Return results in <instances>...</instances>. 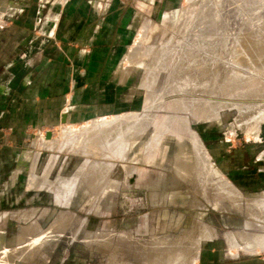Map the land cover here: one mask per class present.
Instances as JSON below:
<instances>
[{
  "label": "rangeland",
  "instance_id": "obj_1",
  "mask_svg": "<svg viewBox=\"0 0 264 264\" xmlns=\"http://www.w3.org/2000/svg\"><path fill=\"white\" fill-rule=\"evenodd\" d=\"M127 2L132 22L125 64L130 71L122 91L129 101L113 110L129 114L123 121L134 120L132 125L139 123L143 131L130 126L129 135L123 131L114 136L116 142L106 143L102 126L94 121L58 126L49 129L59 140L64 130H77L58 148H49L44 128L23 135L0 129V213L25 211L28 219L36 211L31 208L49 210L42 215L40 209L34 220L53 236L35 256L27 250L26 264H108L111 251L125 255L129 264H142L140 246L153 237L177 235L195 221L212 234L193 247L197 260L192 264H264V249L250 251L239 235L230 238L241 231L264 235V0ZM155 71L160 81L152 80ZM145 78L149 86H143ZM87 139L97 143H91L93 151L76 150L85 148L81 143ZM194 140L211 169L206 194L207 188L197 190L176 167L178 154L199 159ZM95 147L114 148L115 155L122 149L127 159L101 155ZM110 159L115 166L105 177ZM95 163L105 165L106 172L95 173ZM79 171L91 195L83 198L84 191H78L68 205L57 204L53 192ZM31 179L53 189H39ZM225 183L239 193L238 207L213 199V186ZM154 195L159 196L155 202ZM65 211L71 218L57 233L52 227ZM26 224L16 216L0 220V255L14 248L8 242ZM32 234L27 231L26 238ZM92 236L99 243H87Z\"/></svg>",
  "mask_w": 264,
  "mask_h": 264
},
{
  "label": "crops",
  "instance_id": "obj_2",
  "mask_svg": "<svg viewBox=\"0 0 264 264\" xmlns=\"http://www.w3.org/2000/svg\"><path fill=\"white\" fill-rule=\"evenodd\" d=\"M129 9L127 0H0V129L10 135H23L27 129L44 128L46 137L49 128L83 126L88 125L89 121H94L96 127L102 126L107 138L106 143H114L116 142L114 136L122 135L123 131L129 135L130 126L138 127L139 123L132 125L136 122L134 120L131 124L127 123L128 120L123 121L129 114L124 115L113 110L115 104L127 106L129 101L128 93L122 91L128 82L130 71L125 64L129 62L128 39L132 22L129 19ZM135 114L137 118L133 117V119H138V114ZM119 119L122 121L115 123ZM143 120L144 117L141 121ZM107 124L109 126L106 127ZM114 125L118 126L114 127ZM139 127L138 130L143 131V126ZM125 144L127 147L124 150L127 151L129 143ZM120 159H127L126 152ZM112 160H108L111 165L108 166L105 177L109 176V172L115 166ZM198 163H201L200 166ZM198 163L196 168L200 167L198 169L200 177L204 176L201 179L206 181H201L203 187H198L201 184L197 176L194 178H197L198 183L194 182L196 179L192 180L182 176L179 171L178 173L182 178H188L187 180L193 182L195 186L198 184L196 186L198 190L202 189L204 192L207 188L209 192V175L207 176L211 173L209 161ZM132 170L133 168H127L128 172ZM15 178V175L12 176L10 181ZM30 182L35 183V187L39 185V189L44 188L42 186L44 183L47 184L42 179L38 181L31 179ZM207 191L205 190L204 194ZM53 193L55 202L59 204L60 202L56 200V192ZM91 193L89 188L84 192L83 198L89 197ZM77 194L78 192L75 193L73 200ZM216 195L213 199L220 200L221 205H224L225 197L221 198L219 192ZM95 198L99 199L100 195H96ZM153 198L155 202L159 196L154 195ZM31 209L36 210L33 213L34 218L32 216L26 220L23 218L25 211L0 213V220L9 215L16 216L19 220L24 219L27 223L21 228L20 235L8 242L14 248L0 255V264L28 263L30 260L27 257L17 258L13 256V251L21 249L17 253H27L31 246L34 248L38 245L30 244L32 237L47 231L44 228H37L40 224L35 223L34 219L40 209L42 215L47 214L49 210ZM197 224L198 221H195L194 226L196 227ZM58 229L59 227L56 226L57 233L62 230L58 231ZM27 231L33 233L31 238H26L30 236H26ZM186 231L187 229H183L181 233ZM179 234L180 232L174 235L173 239ZM167 237H153L150 243L140 246L138 248L140 263L143 264L145 258L157 255L168 248H177L185 252V255L189 254L186 257L179 256L180 264L181 258L184 262L189 260V263H195L197 257H193L191 250L201 239H194L198 242L191 239L184 241L182 245H174L172 236ZM90 241L97 240H86L89 244ZM45 242H41L38 247L43 246ZM120 255L118 257L125 261V255ZM128 261L132 262L127 259L126 262Z\"/></svg>",
  "mask_w": 264,
  "mask_h": 264
},
{
  "label": "bare ground",
  "instance_id": "obj_3",
  "mask_svg": "<svg viewBox=\"0 0 264 264\" xmlns=\"http://www.w3.org/2000/svg\"><path fill=\"white\" fill-rule=\"evenodd\" d=\"M260 46H258V48H259ZM264 52V51H263ZM249 56V55H248ZM159 64V66H160V63H158ZM154 66H155V64H153ZM156 67V66H155ZM160 68V67H159ZM158 69V68H157ZM151 71V70H150ZM153 74V76H152V80L153 79H155V78H159V81L161 80V76L159 77V75H158V73H157V71H155V73H152ZM236 75V74H235ZM239 76V75H238ZM148 79V78H147ZM147 81H149V80H147ZM149 83H146V78H145V80H144V86L146 85H148ZM150 85V84H149ZM148 85V86H149ZM152 85H154V83L152 84ZM151 85V86H152ZM150 86V87H151ZM159 97H160V95H159ZM161 98V97H160ZM159 99V98H158ZM257 118H258V116L256 117V119H254V121L256 120V122L258 121L257 120ZM259 118H260V116H259ZM260 121H261V119H259ZM263 120V119H262ZM106 121H102V123H105ZM259 123V122H258ZM257 124V123H256ZM138 126V125H137ZM140 128V127H139ZM141 128H142V126H141ZM76 130H77V128L76 129H66V130H64L63 132H62V134H61V139L62 140H59V139H56V138H52V137H49V138H46V140H45V145L47 146V147H49V148H58V146H60V143L65 139V140H68V139H66L67 137H72L73 136V134L74 133H76ZM140 130V129H139ZM256 132H257V130H255ZM112 134V133H111ZM89 137V136H88ZM157 138V137H156ZM65 140H64V142H65ZM89 140H92V141H89ZM156 140V139H155ZM67 142V141H66ZM72 142V141H71ZM95 142V141H94ZM91 143H93V139H87V140H85V141H83L82 143H81V146H84L85 148H83L82 149V147H78V149H76V150H80V151H85V153L86 152H90L91 153V151H93V148H92V144ZM43 144V145H44ZM198 144L200 145V143H197V140H194V145H195V148L197 149L196 151L198 152H196V156L199 158V159H197L195 156L193 157V159H192V157H189V158H186V157H184L182 154H178L177 156H176V165H177V169H178V171H179V173L182 175V176H185V177H188L189 179H196L194 182H196V181H198L199 180V184H201V185H199L198 187L200 188V186H202L203 187V185H202V183H201V181H205L204 179H201V178H204V176L203 177H200V174H196V173H198V172H196L195 170H196V165H197V163L198 162H203L204 161V158H202L201 159V148L198 146ZM44 145V146H45ZM88 146V147H87ZM125 148V147H124ZM95 149H96V151L98 152V153H100L101 155H109V156H116V157H119V158H121V151L119 150V152H117L118 154L117 155H115L114 153H112V151H115V149L113 148V149H111V150H105V149H103V148H101V147H95ZM117 149V148H116ZM124 150V149H123ZM110 151V152H109ZM123 156H124V153H123ZM203 157V156H202ZM123 158V157H122ZM87 162V161H86ZM206 162V161H205ZM201 164V163H200ZM200 164L198 163V165L200 166ZM88 165V164H87ZM202 167V166H201ZM198 169H200V167H198ZM93 170L95 171V173H104V172H106V167H105V165H101L100 163H98V164H94L93 165ZM102 171V172H101ZM208 172H206V174H207ZM203 174V173H202ZM84 174H83V171L81 172V171H79L78 173H76L72 178H68L67 180H61L60 182H61V184H63V186L60 188V187H58V189L56 188V197H57V199L56 200H58V202H61V204H66V205H68L69 203H70V200H73L74 199V195H75V193H77L78 191H84V192H86V191H88L89 189H87V188H85V187H83V183H85V182H87L85 179H84ZM197 176V178H198V180H197V178H194V177H196ZM199 176V177H198ZM188 178H186V179H188ZM206 182V181H205ZM205 182H203V183H205ZM193 183V182H192ZM196 183H198V182H196ZM221 183V182H220ZM216 184V183H215ZM50 185V184H49ZM48 184H46V183H44L42 186L43 187H47L49 190L52 188L53 189V187L50 185L49 186ZM85 185V184H84ZM198 185V184H197ZM196 185V186H197ZM217 186V185H216ZM196 188V187H195ZM215 188H217L216 190H218L216 193H220V195L222 196L221 198H223V197H225V199L226 200H228L229 202H225V204L227 203H230V206H234V207H236V205H237V207L240 205V195H239V193L237 194V192L235 191V190H233V188L231 187V185L230 184H227V183H225V184H222V185H220V184H218V186L217 187H215ZM214 188V189H215ZM51 189V190H52ZM198 190V189H197ZM202 190V189H201ZM207 190V189H206ZM209 190V189H208ZM203 192V191H202ZM208 192V191H207ZM214 192V191H213ZM209 193V192H208ZM221 193H223V194H221ZM216 196H218V195H216ZM215 196V197H216ZM219 197V196H218ZM217 197V198H218ZM242 197V196H241ZM76 199V198H75ZM219 199H220V197H219ZM216 200V199H215ZM221 200V199H220ZM218 201V205L221 203V201ZM262 202V204L264 205V201H261ZM231 207V208H232ZM233 207V208H234ZM62 217H61V219L60 218H58L57 219V221H55L56 222V224H57V227H59V229H62V227H65L66 225H67V220H69L71 217V215L67 212V211H65V212H61V214H60ZM70 217V218H69ZM72 217H73V214H72ZM25 219V218H24ZM26 220V219H25ZM55 222H54V224H55ZM86 222V220H82L81 221V226H83V224ZM199 223H198V225L195 227L194 225L191 227L192 228V230H191V228H185V229H187V231L185 232V233H181V231H180V234L178 235V236H176V237H174V239H173V236H172V244H181V243H183L184 241H187V240H191L192 239V241L194 240V239H197V240H200V239H202L203 237H208V236H211L210 234H212V232H211V230H210V228H206L205 229V226H203V225H200V221H198ZM79 225V226H80ZM56 226V225H55ZM55 226L54 227H52L53 229L55 228ZM190 227V226H189ZM38 228H40V227H38ZM80 228V227H79ZM59 229H58V231H59ZM54 230H56V229H54ZM61 231V230H60ZM49 232V231H48ZM48 232H44V233H41V234H38V236L36 235V237H34L32 240H31V242H30V244H32V243H37L38 245L41 243V242H44V241H46L47 239H49V238H51L53 235H51V236H49V234L51 233H48ZM57 232V231H56ZM183 232V231H182ZM242 232V231H241ZM231 233V239H233V236H236L237 237V235H239L244 241H245V243H246V248L248 249V250H250V251H259V250H262V249H264V235H251V234H244V233ZM48 233V234H47ZM55 233V232H54ZM45 234H46V236H45ZM92 234V233H91ZM47 235H48V237H47ZM87 236V235H86ZM89 236H90V234H89ZM45 237V238H44ZM94 236H92L91 238H93ZM168 237H170V236H168ZM167 237V238H168ZM166 238V239H167ZM171 238V237H170ZM22 239V238H21ZM94 239V238H93ZM165 239V238H164ZM163 239V240H164ZM228 239H229V237H228ZM91 240V239H90ZM159 240V239H158ZM197 240H194V241H197ZM157 241V240H156ZM167 241H169L168 239H167ZM232 241H236V240H232ZM94 242V241H93ZM96 242H98V241H96ZM162 242H164V241H162ZM198 242V241H197ZM239 242V241H238ZM90 243H91V241H90ZM99 243V242H98ZM196 243V242H195ZM199 243V242H198ZM233 243V242H232ZM236 243V242H235ZM36 244V245H37ZM163 244V243H162ZM171 244V243H170ZM171 244V245H172ZM234 244V243H233ZM244 244V243H243ZM38 245H37V247H30V249L31 250H33V251H31V257H33V256H35L37 253H39V248H40V246L38 247ZM153 245V244H152ZM155 245V244H154ZM166 245H167V247H168V244L166 243ZM173 245V246H174ZM182 245V244H181ZM189 245V244H188ZM190 245H192V244H190ZM189 245V246H190ZM196 245H197V243H196ZM184 246V245H183ZM185 246H186V243H185ZM110 247V246H109ZM152 247H154V246H152ZM156 247H158L157 245H156ZM161 247V246H160ZM178 247H180L179 245H178ZM108 248V247H107ZM115 248V247H114ZM190 248V247H189ZM18 250H21V249H18ZM18 250H15V251H13V253L12 254H14L13 256H15V257H17V258H26L25 256H26V254L25 253H21V252H19V253H17L18 252ZM112 253V252H111ZM6 254V253H5ZM180 254H182V255H180ZM187 254H188V252H187ZM8 255V254H7ZM183 255H185V252H181V250L180 249H174V248H172V249H170V248H168V249H166V250H162V252H159V254H155V255H151V257L149 256V257H147V258H145L146 260H144V263L143 264H178L177 262H179V256H183ZM189 255V254H188ZM188 255H185L184 257H186V256H188ZM192 257V256H191ZM194 257V256H193ZM16 258V259H17ZM28 258V257H27ZM181 258V257H180ZM189 259H191V260H193L192 258H190V257H188ZM118 259H119V257H118V254H116L115 252H113L111 255H110V258L108 259V264H118V263H120V264H129V261L128 262H126L127 260H120L119 259V261H118ZM183 258H181V264H191V263H189L188 261L189 260H187V262H184L183 260H182ZM13 260V259H12ZM29 260V259H28ZM24 261V260H23ZM10 262V261H9ZM179 264H180V262H179Z\"/></svg>",
  "mask_w": 264,
  "mask_h": 264
},
{
  "label": "water",
  "instance_id": "obj_4",
  "mask_svg": "<svg viewBox=\"0 0 264 264\" xmlns=\"http://www.w3.org/2000/svg\"><path fill=\"white\" fill-rule=\"evenodd\" d=\"M52 136V132L49 130V131H47V133H46V137H51Z\"/></svg>",
  "mask_w": 264,
  "mask_h": 264
}]
</instances>
